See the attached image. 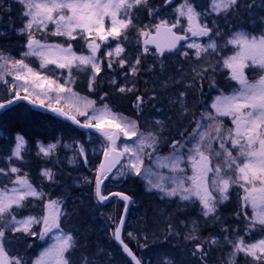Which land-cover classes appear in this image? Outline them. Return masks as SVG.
<instances>
[{
	"label": "rangeland",
	"instance_id": "rangeland-1",
	"mask_svg": "<svg viewBox=\"0 0 264 264\" xmlns=\"http://www.w3.org/2000/svg\"><path fill=\"white\" fill-rule=\"evenodd\" d=\"M18 1L24 19L17 31L23 41L17 54L3 56L0 89L12 91L10 97L23 94L41 108L57 106L85 125L119 131L114 146L123 153L122 164L103 189L122 183L126 175L136 176L145 187L141 196L135 185L125 184L135 196L122 238L140 262L264 264V21L257 33L238 25L217 34L214 19L237 0H206L201 11L187 0H162L140 24L136 10L144 0ZM252 2L255 12L264 13V0ZM161 24L187 38L164 60L143 44ZM127 25H133L134 35L122 34ZM154 55L156 64L150 62ZM101 63L109 72V85L120 94V107H107L94 95ZM138 67L151 75V92L145 95L144 86L137 90L133 82ZM18 106L2 113L13 114ZM13 138L0 169V264H66L64 253L74 243H107V230L113 231L122 208L114 198L97 210L99 222L92 218L90 224L81 215L83 201L74 203L69 197L81 236L59 221L66 217L62 200L71 193L68 186L89 185L93 191L106 137L89 130L76 137L55 135L34 141L33 151L19 134ZM33 156L50 159L59 168L61 162L75 173L53 172L48 161H27ZM149 200L160 206L152 212L158 222L171 218L168 234L179 238L177 243L141 241ZM234 200L240 203L237 213L231 211ZM169 203L174 208L165 215L162 210ZM91 208L89 213L95 211ZM221 209L230 222L226 230L217 213ZM10 244L31 250L25 262ZM186 247L193 249V257Z\"/></svg>",
	"mask_w": 264,
	"mask_h": 264
},
{
	"label": "trees",
	"instance_id": "trees-1",
	"mask_svg": "<svg viewBox=\"0 0 264 264\" xmlns=\"http://www.w3.org/2000/svg\"><path fill=\"white\" fill-rule=\"evenodd\" d=\"M161 1L162 0H144L140 4V8L138 9V11L136 10V15L138 18L136 19L137 22L140 24V22H142L143 19L145 21L147 18H149L147 15L148 9L149 8H156V9L160 8ZM187 1L190 4H194V7L195 9H197V11H201L204 9V3L206 0H187ZM252 1L253 0H237V4L235 6L230 7L221 16H216V18L214 19V22L216 23L215 26L217 27V32H218L217 34L223 36V34L227 33V31L230 28L231 29L236 28L238 25H241L242 28H245L246 30L250 29L252 33H257L260 28V21L261 20L264 21V13L261 11L260 12L257 11L258 13L255 12L252 9L254 7ZM23 19H24V16H23L22 6L20 4V1L0 0V75H4L3 74L4 72L2 70V64L4 61L3 56H6L7 54L8 56L11 57L17 54V51L20 48L19 43L23 41V34L17 31V29L21 28V26L23 25L22 23ZM250 21H252V23H251V27L249 28L248 23ZM132 27L133 25H127V27L125 28L127 30L123 32L122 34L127 35L129 32H132L134 35L135 33ZM123 44L125 48H127V44L125 42ZM175 53L176 51H173V53H163L162 55L163 58L161 56V59L164 60V57H171ZM157 60H158V57L154 55V57L150 59V62H154L156 64ZM138 69H139V72H137L138 80L135 76L133 78V82L137 90L141 91L144 86L145 89H144V92H142V94L145 95L151 92L150 88L149 90H147V88L151 85V83L148 82L151 78V75L148 78V76L146 75V73L143 72V69L141 67H138ZM95 75H96V85H95L96 87H95V91L93 92L96 97L97 96L100 97L98 101L107 107L108 105H113V104H115L116 107H120V102H118L120 94L115 93V87L109 85L108 80L110 79L109 78L110 75H109V72L106 73L105 71V64L101 65V67L98 69ZM201 84L202 82L200 83V85ZM203 84L206 85L204 81H203ZM204 87H207V86H204ZM152 91L154 92V89H152ZM11 94H12V91L7 92L5 90L0 89V101L8 100ZM16 105L17 106L19 105L18 107H20V110L17 109V111H14V113L12 112L13 114L5 115L2 112H4L7 109L0 110V164L2 162L4 163V158L9 154V150L11 147L10 145H12L13 143V139H14L13 137L15 134H19L20 136H22L23 139H25L28 149L33 151L34 141H41L45 138H48L47 141H49V139L54 138L55 135L56 137L58 136L62 138H65V136L67 135L76 137L78 135V132L81 131L77 128L75 129L71 124L67 123L66 121L65 122L60 121L59 119L55 118L54 116L52 117L50 114L46 112H43V111L39 112L33 109H29L28 106L22 102H19V104H16ZM61 122L67 123V126L63 128L59 124ZM182 125H184V123ZM50 128L51 130L49 132L51 134L46 133V130ZM171 133H173L174 135L178 134L177 131H173V130ZM45 136H49V137H45ZM27 161H30V162L34 161L35 164H41L44 161H48V163L52 166L53 172L69 171L71 175L75 173L74 171L69 170L68 167H65L64 165H62L63 163L61 162H59L61 166V168H59V166L54 164L50 159L41 160L38 156H33V159L29 158ZM3 167H4V164H1L0 169H4ZM59 179L60 177L54 179V181L56 182ZM124 181L125 182L127 181V182L125 183ZM124 181L122 183H116L114 185H111V187L108 188L107 190H110V191L119 190L121 192L124 191L129 196L134 197L135 194L130 192L127 185H125V184H130L132 186L135 185V188H138V190L141 191V196H143L142 193L146 194L145 187L143 186V184H141V181L136 176L126 175V178ZM105 183L108 184L107 181ZM102 186L104 187V184ZM68 187L71 193L69 192L70 194L68 195V197L66 198L65 196L66 199L63 198L62 200L66 204V207L63 213V215L66 217L62 216L61 218H59V221L62 223L63 221L68 223L66 227L67 230L69 231L70 229L71 232H74V234L78 233L79 236H81L82 233L84 232H82V229H80V227L74 226V221H73V218L71 217L72 212L70 210L72 206H71V202H69L71 200L69 197L75 198L74 203H77L79 199L83 201L84 206L80 207V210H83L81 215H82L83 220L85 222L89 221L90 224L92 222V218H95V220L99 222V218L101 216L99 212L102 211L103 207H105L108 202L105 204L99 205L95 201V198L93 197L92 187L89 185H87V187H85L84 189L82 187V184H79L78 186H68ZM53 192L54 191L51 190V194H53ZM83 196L86 198L87 204L84 202ZM49 198L54 199L53 196ZM55 198L59 199V195L55 196ZM114 199L118 201L115 197ZM144 202L145 200L143 201V203ZM151 202L152 200H149L148 202L145 203V206H146L145 215L143 216V219H142V222L144 224L141 225L142 226L141 229H143L144 236L141 237V241H143L147 245L148 243H151V244L156 243L158 244V246L167 244V243L170 244L172 241L177 243L179 238L178 239L174 237L171 238V236L169 237V234H168V232L170 231V227H171V224L169 223L171 218H169L167 221L164 220L162 222H158L157 218H160V217L158 216L155 219V215H152V212L155 213V211L160 206L159 204H157L154 207L152 206L153 203ZM231 203H232L231 206L233 205L232 210H231L232 213L239 212L240 203L237 200H234ZM119 204L120 202L118 203V205ZM90 208L95 209V211L92 213H89ZM173 208H174L173 205L169 203L168 207L167 208L165 207V209H163L162 212L165 215H167L168 213L173 211ZM97 210H100V211H97ZM175 210L176 208L174 209V211ZM217 213L221 219L220 223L223 224V225L221 224L222 227H225L224 230L229 229L230 222L228 220V216L224 215L225 211L223 212V209H221ZM124 227H123V231H124ZM107 232L108 234H106V236H107L108 241L106 240L107 243L102 244L101 247H97L98 245H94L91 242L87 243L86 241L84 242L80 241L81 243L77 247H76V243H74L70 247V249L65 253L66 254V264H131L130 262H128L127 258H125L124 255L120 252L119 247L116 245V243L112 241L111 231L107 230ZM147 232L152 233L150 238L146 237ZM153 238L156 240H154ZM12 239L15 240L16 236L14 235ZM123 240H125L128 246L130 247V249L134 251L131 243L124 237H123ZM25 241H26V238H25ZM139 241L140 240L137 239L136 243ZM93 242L95 241L93 240ZM3 245L6 247V250L8 251V253L11 254L9 247L6 245V241H4ZM12 247H14V251H16L15 254H18L19 256H21L22 257L21 260L25 262L31 250L21 249L20 245L19 247L16 245L14 246L11 245V249ZM186 251L190 257L194 256L193 249L191 250L189 247H186ZM134 253L136 255L135 251ZM209 262L212 263V261H209ZM165 263L166 262L162 264H165Z\"/></svg>",
	"mask_w": 264,
	"mask_h": 264
},
{
	"label": "water",
	"instance_id": "water-1",
	"mask_svg": "<svg viewBox=\"0 0 264 264\" xmlns=\"http://www.w3.org/2000/svg\"><path fill=\"white\" fill-rule=\"evenodd\" d=\"M185 36L176 33L171 27L160 25L157 26L156 29L151 32L148 36H146L143 39V44L145 46H151L156 53L160 56L163 52L166 51H173V48L179 43L185 40ZM31 44V40L27 42V45ZM23 102L25 103L30 109H33L35 111L39 112H46L50 114L51 116H54L62 121H67L71 125H73L75 128L81 129V130H89L95 133H100L101 135L105 136L108 144H107V150L102 152L100 162H99V168L95 173L94 178V191L93 195L96 199V201L99 204L107 202L112 196L116 197L119 201L122 202V209L120 211L118 221L116 225L113 228L112 232V239L116 242V244L119 246L120 252L127 257L128 261L131 262V264H142L138 257H136L135 253L129 248L126 242H124L121 239V233L122 228L124 226L126 216L129 209V204L132 201L131 196L127 195L125 192L112 190L110 192L105 193V196L101 189L102 182L111 175V172L113 169L121 165L122 159H123V153L120 152L117 148H115V144L118 142L119 139V131L113 127H104L101 125L96 124H83L78 120L73 119L70 115H68L65 111L61 110L57 106L45 108V107H39L37 106L34 101L22 94L16 95L10 99H8L5 102L0 101V110L8 108L12 104H16Z\"/></svg>",
	"mask_w": 264,
	"mask_h": 264
}]
</instances>
